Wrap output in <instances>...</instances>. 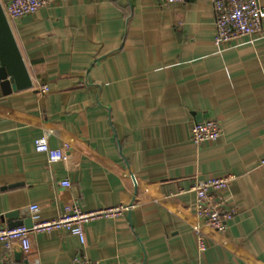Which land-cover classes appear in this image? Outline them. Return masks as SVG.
I'll use <instances>...</instances> for the list:
<instances>
[{
	"label": "crops",
	"instance_id": "crops-1",
	"mask_svg": "<svg viewBox=\"0 0 264 264\" xmlns=\"http://www.w3.org/2000/svg\"><path fill=\"white\" fill-rule=\"evenodd\" d=\"M7 18L32 85L8 92L0 80V227L32 204L44 219L75 203L133 205L87 224L84 244L66 230L32 234L34 257L264 264V21L254 38L217 46L211 0L57 1ZM208 118L222 135L196 145L191 128ZM45 132L66 161L36 151ZM225 173L234 179L218 196L236 213L218 232L196 215L191 186ZM19 252L0 247V260Z\"/></svg>",
	"mask_w": 264,
	"mask_h": 264
},
{
	"label": "built area",
	"instance_id": "built-area-1",
	"mask_svg": "<svg viewBox=\"0 0 264 264\" xmlns=\"http://www.w3.org/2000/svg\"><path fill=\"white\" fill-rule=\"evenodd\" d=\"M57 1L71 0H12L5 7V14L10 18H19L32 14L43 7H48ZM166 3H183L186 0H163ZM215 11L216 36L215 44L225 46L242 39H251L263 31L264 5L260 0H211ZM47 85L39 89L40 93L48 92ZM220 122L213 118L197 121L191 128V139L196 145L204 142H216L222 135ZM69 146L65 145L67 149ZM36 151L45 153L50 163L66 161L67 153L60 148H53L48 141V133L35 141ZM264 163V159H263ZM234 175L225 173L213 175L204 180H198L191 186L195 195L194 209L198 217L218 232H224L229 222L234 218L236 208L218 194L230 187ZM63 187L71 185L68 179L60 181ZM133 205H119L85 210L78 203L68 205L57 217L44 219L37 204L30 206L33 224L17 227H0V247L10 252L19 245L30 264H40L32 251L31 235L37 233L66 230L85 243V226L100 219H110L123 216ZM199 245L204 247L202 237ZM7 259V255L5 257ZM0 260L5 264L6 260ZM74 264H100L88 258L76 257Z\"/></svg>",
	"mask_w": 264,
	"mask_h": 264
},
{
	"label": "water",
	"instance_id": "water-1",
	"mask_svg": "<svg viewBox=\"0 0 264 264\" xmlns=\"http://www.w3.org/2000/svg\"><path fill=\"white\" fill-rule=\"evenodd\" d=\"M0 80L5 91L17 90L32 85L29 73L19 51L17 42L13 35L5 10L0 3ZM24 213V211H21ZM17 212L9 213V217L17 216ZM25 214V213H24ZM33 224L31 216L23 221H13L9 227L25 225L31 227ZM22 249L16 253V264H30L27 259H22Z\"/></svg>",
	"mask_w": 264,
	"mask_h": 264
}]
</instances>
